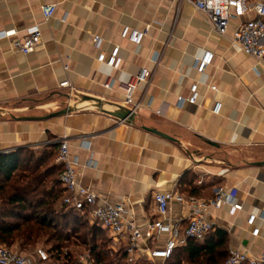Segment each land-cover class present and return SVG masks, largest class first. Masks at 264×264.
<instances>
[{"label": "crops", "instance_id": "0c3cea01", "mask_svg": "<svg viewBox=\"0 0 264 264\" xmlns=\"http://www.w3.org/2000/svg\"><path fill=\"white\" fill-rule=\"evenodd\" d=\"M52 2H58L56 13L44 22L41 6ZM255 16L237 15L222 36L188 0H0V31L24 37L39 24L43 33V43L28 55L13 49L11 40H0V154L30 151L45 158L46 170H56V141L67 137L80 158L82 184L99 194V202H125L140 224L155 218L157 192L193 191L209 199L221 187H238L244 210L232 213L224 206L211 219L228 233L230 253L247 249L259 259L264 222L253 236L247 216L264 210V165H257L264 162V64L233 43L239 25ZM124 26L146 31L140 45L121 37ZM96 36L103 39L100 47ZM116 45L117 67L100 63L98 56ZM158 52L155 66L151 59ZM205 52L212 62L198 73L195 59ZM142 67L154 74L135 94L141 108L134 122L119 123L104 110L123 106V85ZM108 77L116 79L112 90L104 86ZM64 81L76 97L101 99L103 107L78 102L77 111L47 118L69 104L28 105L70 95V88L61 87ZM196 82L199 101L179 107L178 97H189ZM216 103L219 113L213 112ZM187 214L183 205L171 203V220L182 231Z\"/></svg>", "mask_w": 264, "mask_h": 264}, {"label": "built area", "instance_id": "2783aa9c", "mask_svg": "<svg viewBox=\"0 0 264 264\" xmlns=\"http://www.w3.org/2000/svg\"><path fill=\"white\" fill-rule=\"evenodd\" d=\"M195 9L204 14L211 22L214 30L219 35L228 33L231 20L237 15L248 11L255 12V18L249 19L239 25L233 34V43L245 54L254 57L264 64V1L256 0L248 4L249 0H188ZM58 2L45 3L41 6L44 22L50 21L56 13ZM237 15H236V13ZM146 35L145 30L124 26L121 37L128 39L136 45H140ZM9 39L12 48L17 52L28 55L43 43L41 26L36 24L26 31L24 37L19 36L16 30L0 31V40ZM103 39L95 37L96 47H100ZM120 47L116 45L109 54L102 52L98 61L110 68H116L119 62ZM162 53H155L151 61L157 66ZM212 62V54L205 52L195 59V68L198 73H203ZM154 70L142 67L136 74L123 85L125 99L123 107L131 113L137 114L141 108V100H136L135 94L141 85H148L153 77ZM116 79L108 77L104 86L112 90ZM61 87L70 88V96L74 95V89L69 81L61 83ZM216 90V86H211ZM201 97L199 83H193L190 87V96L178 97L177 105L182 107L185 103L196 104ZM220 103H216L214 113H219ZM119 123L126 120L118 119ZM58 145L56 162L62 167L60 182L64 189L62 203L82 214H88L93 222L100 223L109 233L116 245L126 254L127 259L138 261L146 258L155 264H165L175 250L185 247L190 240L204 241L206 237L216 231L218 226L211 219V213L224 206H229L232 213L244 210L238 187H221L216 194L209 199H202L193 195H185L175 192H157L154 195L155 218L140 224L136 217L130 213L125 202L111 204L108 201L99 202V194L90 186L82 184L81 162L78 155L72 154L67 137L56 141ZM11 151L6 150L3 154ZM87 165L94 166L93 161ZM177 202L187 209V224L182 231L180 222L173 223L170 217L171 203ZM264 222V210L247 216V225L251 228L253 236L260 233L259 222ZM167 236L163 245H159L162 237ZM51 261L49 252L42 246H37L33 253L20 252L0 243V264H48ZM79 262L91 263L88 253L81 254ZM51 264V263H50ZM55 264H61L60 262ZM220 264H264V255L259 259L253 258L249 250H237L230 253L228 258Z\"/></svg>", "mask_w": 264, "mask_h": 264}, {"label": "trees", "instance_id": "16d2710c", "mask_svg": "<svg viewBox=\"0 0 264 264\" xmlns=\"http://www.w3.org/2000/svg\"><path fill=\"white\" fill-rule=\"evenodd\" d=\"M44 161L45 158L22 149L0 154V243L20 252L33 253L36 248L33 246L40 238L49 237L57 240L48 249L51 264H114L109 257L112 251L106 248L100 236L107 231L100 223L91 224L87 216L62 203L64 189L60 180H56V174H61L62 167L46 170L43 168ZM49 178L52 179L47 183ZM193 193L190 194L195 196ZM57 217L66 220L64 226H71L67 233L58 231L62 222L57 223ZM70 220L75 223H70ZM78 222H81L80 227L85 223L91 224L90 234L94 244L86 241L87 237L79 244L90 255L91 263L74 259L72 251L64 253V246L60 242L73 238L79 240L77 232L76 237L69 235L71 230H78ZM227 243L228 233L217 228L204 241L190 240L185 247L176 249L165 264H183L184 261L188 264L223 263L229 253ZM118 253L127 259L122 249Z\"/></svg>", "mask_w": 264, "mask_h": 264}, {"label": "rangeland", "instance_id": "374dc122", "mask_svg": "<svg viewBox=\"0 0 264 264\" xmlns=\"http://www.w3.org/2000/svg\"><path fill=\"white\" fill-rule=\"evenodd\" d=\"M80 100L81 99H79L75 95H72V96L66 95L65 97H61V96L58 97L55 101H53L52 99H48V98H37V99H34V100L28 102V105L37 107L40 105H46V104L52 103V106H53L52 108H54V106H55L54 104H57L59 106H64L66 104H73V103L79 102ZM23 106H25V105H23ZM66 107H67V105H66ZM63 108H65V107H63ZM55 157L56 156L54 154L53 158L56 159ZM57 167H59V166H57ZM45 168H47V165L44 166V169ZM51 169H55V167L51 168ZM56 177H57L56 180L59 181L60 180V172H57ZM51 179L52 178L47 179V183H49V181H51ZM83 215L88 217V220L90 221L91 224L94 223L88 214H83ZM55 221L57 223H58V221L62 222V224H61L62 226H60L58 228V231H62L63 233H67V231H69L71 229V226L66 227V225L65 226L63 225V223H65L66 220L60 219L59 217H57V219ZM70 223L74 224L75 222L70 220ZM80 223L81 222H78V224H76V225H78V230H75V231L71 230L72 232L69 233V235L76 237L77 236L76 232H77L79 235L78 236L79 240H75L73 238L67 242L60 241V242H62V245L64 246V253L72 251L73 255H74V259L75 258L78 259L81 254H85V251H83L79 247L80 242L84 241V238L87 237L88 239L86 241L90 240V242L94 244V241L92 240L91 234H90L91 224L85 223L83 227H82V225L80 227ZM100 236H101V238L103 237V239L106 243V248L109 249L110 251H112V253L109 254V257L112 259L114 264H155V263L149 262L146 258L145 259L143 258L142 260H138V261H131L129 259L122 258L121 255L118 253L120 251V246L116 245L113 242V240L109 236V233L108 232H102L100 234ZM56 243H57V240H55V239H50L49 237H42V238H40L38 243L35 246H33V248L37 247V246H42L48 251V249H50L51 246L55 245ZM229 255H230V252L227 254L225 259H227ZM183 264H188V263L186 261H184Z\"/></svg>", "mask_w": 264, "mask_h": 264}, {"label": "water", "instance_id": "95a60500", "mask_svg": "<svg viewBox=\"0 0 264 264\" xmlns=\"http://www.w3.org/2000/svg\"><path fill=\"white\" fill-rule=\"evenodd\" d=\"M85 101L92 102L98 108H102L103 107V101L101 99H96L94 97L84 96L83 98H81V100L79 102H85ZM77 103L78 102L73 103V104H69L64 109L49 115L47 118L54 117V116H59V115L71 114V113H73V112L78 110ZM104 111L107 112L108 114L120 119V120H126V122H128V123L134 122V119L136 117V114L131 113L126 107H123V106H118L113 111H108V110H104ZM26 119H36V117H26ZM144 129L147 130V131L156 133V134H158L160 136L166 137L168 139L175 140L174 138H172V137H170V136H168V135H166V134H164V133H162V132H160V131H158L156 129H152V128H148V127H144ZM257 165H264V162L257 163Z\"/></svg>", "mask_w": 264, "mask_h": 264}, {"label": "bare ground", "instance_id": "6f19581e", "mask_svg": "<svg viewBox=\"0 0 264 264\" xmlns=\"http://www.w3.org/2000/svg\"><path fill=\"white\" fill-rule=\"evenodd\" d=\"M88 105L86 106V107H92L91 105V103L90 102H88V101H85ZM79 103H84V102H79Z\"/></svg>", "mask_w": 264, "mask_h": 264}]
</instances>
